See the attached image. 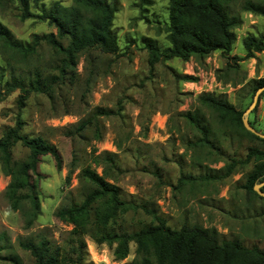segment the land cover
<instances>
[{"label": "rangeland", "instance_id": "rangeland-1", "mask_svg": "<svg viewBox=\"0 0 264 264\" xmlns=\"http://www.w3.org/2000/svg\"><path fill=\"white\" fill-rule=\"evenodd\" d=\"M108 1L117 10L112 28L118 51L82 54L68 73L69 80L54 84L48 97L30 93L21 110L16 105L20 90L8 92L7 85L13 78L25 80L35 69L44 77L58 76V58L44 45L36 56L23 61L0 47V137L14 126L19 114L24 122L21 135L54 146L62 163L57 170L53 158H40L31 176L32 181L38 180L39 212L29 229L21 212L11 210L5 198L9 178L0 174V264H37L20 243L42 241L74 264L132 262L133 243L128 245L126 259L118 261L112 254L114 246L95 244L88 237L75 240L72 226L55 218L58 209L81 204L92 190L78 178L85 168L116 186L122 201L151 210L173 230L192 225L214 228L226 240L264 251V201L242 188L252 163L238 167L225 179L198 180L177 188L182 175H217L231 159L244 160L249 148L264 150L263 144L220 126L209 113L204 114L205 121L216 150L196 146L198 134L183 117L197 109V97L206 91L246 111L252 102L251 81L264 77V51L244 59L242 41L247 35L264 39V19L241 12L242 1L235 2L231 13L239 15L242 24L235 30L236 42L229 55L215 52L203 60L172 59L150 67L147 42L160 51L169 47L165 32L168 0ZM53 2L67 7L72 0H43L36 8L30 0V11L38 14ZM0 23L24 46L35 35L55 34L45 22L21 20L15 4L0 6ZM234 58L244 60L235 62ZM248 121L264 133V95ZM81 124L86 127L79 131ZM27 154L20 144L12 149L15 162H23ZM96 156L103 168L96 166ZM150 224L151 217L138 209L118 216L110 228L131 234Z\"/></svg>", "mask_w": 264, "mask_h": 264}, {"label": "trees", "instance_id": "trees-1", "mask_svg": "<svg viewBox=\"0 0 264 264\" xmlns=\"http://www.w3.org/2000/svg\"><path fill=\"white\" fill-rule=\"evenodd\" d=\"M42 1L32 0V4L36 8ZM238 1H242L241 12L264 19V0H168V24L165 32L169 47L160 51L148 41L149 66L172 59L183 62L191 58L203 60L215 52L229 55L236 42L235 30L242 24L240 16L231 13V5ZM13 4L18 7L21 20L37 19L45 22L55 30V34L35 35L32 43L24 46L14 41L9 31L0 23L2 52L17 56L23 61L36 56L44 45L58 58V76L44 77L35 69L26 75L25 80L13 78V83L7 85L8 92L20 90L16 104L18 110L25 107L30 93L50 96L52 86L63 84L68 79V73L75 68L82 54L98 50L101 54L114 55L118 51L116 34L112 28L117 11L114 2L72 0L67 7L53 2L49 9L33 14L30 11V0H0V6ZM242 46L244 59H251L264 51V39L247 35ZM244 59L233 60L237 62ZM184 80L194 79L184 77ZM263 86L264 77L251 81V100L255 92ZM262 95L264 92L260 96ZM244 112L228 103L225 97L201 93L197 97V109L186 112L183 117L198 134L196 146L215 149L209 139L211 131L205 121L206 113L218 118L220 126L225 125L230 130H236L250 140L264 145L263 139L243 127ZM249 124L253 127L251 122ZM23 127L24 122L17 114L14 126L7 128L0 137V174L9 178L5 198L11 210L21 212L24 226L29 229L39 212L38 180L32 181L31 176L35 175L41 157L53 158L57 170L61 169L62 163L54 146L41 138L22 136ZM85 127L86 124H81L77 130L81 131ZM17 144L28 151L23 162H15L12 158V149ZM99 158L95 157L96 166L103 168ZM249 163L253 164V168L242 188L264 201V198L254 192V186L264 182V150L256 148H249L244 160L231 159L216 171L217 175L200 178L182 175L177 188L198 180L225 179L233 175L238 167ZM78 178L90 184L92 190L81 204L58 209L54 216L60 222L72 226L70 234L75 240L88 237L95 244L114 246L112 254L118 261L126 259L128 245L133 243L135 256L130 264H264V251L257 247H245L236 240H226L214 228L197 225L183 226L179 230L169 228L165 220L151 210L122 201L119 189L95 171L82 169ZM260 191L264 193V186ZM138 209L151 217L150 225L131 234L116 233L110 228L118 216L136 212ZM20 247L28 251L37 264H74L67 257L59 256L57 251H52L45 241L37 245L22 242Z\"/></svg>", "mask_w": 264, "mask_h": 264}, {"label": "water", "instance_id": "water-1", "mask_svg": "<svg viewBox=\"0 0 264 264\" xmlns=\"http://www.w3.org/2000/svg\"><path fill=\"white\" fill-rule=\"evenodd\" d=\"M264 92V86L259 88L252 99V103L250 104V106L246 109V111L243 113L242 115V123H243V127L245 128L246 131H248L249 133L255 135L256 137L263 139L264 140V133H260L258 131H256L253 127L250 126L249 122H248V115L249 113L254 109V107L256 106L259 96ZM264 186V182L260 185H256L254 186V192L259 196L264 198V193L262 191H260V188Z\"/></svg>", "mask_w": 264, "mask_h": 264}, {"label": "built area", "instance_id": "built-area-1", "mask_svg": "<svg viewBox=\"0 0 264 264\" xmlns=\"http://www.w3.org/2000/svg\"><path fill=\"white\" fill-rule=\"evenodd\" d=\"M212 76V75H211ZM204 93V92H203ZM206 93H207V91H206Z\"/></svg>", "mask_w": 264, "mask_h": 264}]
</instances>
